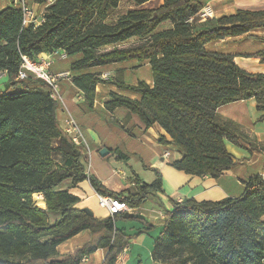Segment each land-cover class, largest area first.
<instances>
[{
  "label": "trees",
  "instance_id": "trees-1",
  "mask_svg": "<svg viewBox=\"0 0 264 264\" xmlns=\"http://www.w3.org/2000/svg\"><path fill=\"white\" fill-rule=\"evenodd\" d=\"M121 1L34 0L45 5L44 19L36 27L23 25L20 7L0 8V70L8 72L0 89V264H81L98 249L106 251L102 264L116 263L136 236L118 228L116 221L142 219L129 212L105 219L89 215L75 207L78 196L61 188L66 180L74 187L88 179L98 194L123 200L131 209L163 192L157 169L152 182L134 174L130 188L120 192L86 174L83 149L60 126L59 103L51 97L49 84L31 73L16 79L22 55L36 59L61 50L71 58V71L128 61L149 63L152 84H128L119 70L108 81L98 72L85 71L73 75L72 84L91 106L101 83L137 93L139 98L113 92L106 108L124 107L146 128L162 127L181 154L172 166L189 175L218 178L236 166L224 140L233 132L217 116L221 106L254 98L264 117V73L251 74L232 54L206 49L208 43L243 34L261 39L253 31L264 30V10L238 9L200 29L195 22L206 0H163L157 8L143 7L149 0H132L135 7L108 22ZM166 23L171 27L158 29ZM133 38L143 42L121 47ZM257 54L264 62V50ZM163 222L151 251L154 262L264 264L260 175L250 177L237 197L175 201ZM84 230L93 233L92 240L60 257L59 245ZM185 250L189 254L179 259Z\"/></svg>",
  "mask_w": 264,
  "mask_h": 264
},
{
  "label": "crops",
  "instance_id": "crops-1",
  "mask_svg": "<svg viewBox=\"0 0 264 264\" xmlns=\"http://www.w3.org/2000/svg\"><path fill=\"white\" fill-rule=\"evenodd\" d=\"M247 2L248 4L246 5V3H241V0H206V3L213 4L216 15L211 18L210 21L197 20L195 25L200 29L206 28L210 26L212 21H214V19L217 17L233 14L238 9H248L253 11L264 10V0H247ZM12 5V2L9 1V5L7 6ZM232 5H234V8L230 10ZM30 6L35 10L36 13L39 14L44 9L43 5L36 2L32 3ZM3 7L5 6H0V8ZM253 33L262 36L261 39H257L260 42V45L253 52L236 50V46L233 44L236 41V38L241 39L242 36H248L247 34L236 37H228L208 43L206 45V49L213 52L232 54L238 66L249 73H264V62L261 61V58L257 54L259 51L264 50V30H256L253 31ZM232 48L235 50H228ZM250 55L255 57L256 61L258 62V67L261 68V72L253 68L241 66L239 60H249ZM115 64L94 67L82 71H71L69 67L67 69V66L65 68L52 67L51 72L57 73L68 70L73 76L85 71L100 72L99 68H102V77V75L106 72L110 74L112 70V67L110 66ZM108 68H110V70ZM115 68L123 73V69H121V67L118 66L114 67V69ZM104 70H106V72ZM122 76L125 78L124 73ZM63 81V95L69 98L68 91H64ZM144 81L152 84L150 80ZM71 85L73 86L72 83ZM100 85L101 84H99L96 88V98L91 108L92 110L93 107H97V98ZM72 88L77 91V94L79 93L77 88L74 86ZM111 90L114 93L126 95L122 93L120 89L117 91L116 89L111 88ZM77 94L76 98L78 99ZM126 96L136 98L134 94ZM79 100L84 101L85 99L82 98ZM120 108L124 109V107H118L111 111V113H73L78 122L81 124V127L84 130L83 132H86L92 141H99L101 147L105 145L104 147L111 150V152L116 150L118 146L121 145V143L118 144L115 142V136H112L110 140V138H107L100 133L102 129H109L108 123L105 121V116L111 115L117 118L120 122L129 127L127 128L128 131L130 128L132 129L129 131L131 137H117L118 139L122 140L123 144H125L122 146L123 152H121V156H118L117 158L124 157L128 159L127 165L132 167L131 174H129L126 169L124 170V168L121 166V163V165L118 167L114 166L115 168L106 165L99 159L97 155H92V151L90 154H88V158L86 159L88 168L85 160H83V163L86 166V174L96 176L103 183V185H105L111 191H125L130 188L134 174L138 175L146 182V179L138 170V168H133V164L130 163L131 157L133 156L135 161H139L138 163L136 162L134 166L138 164L143 171H152L154 173L153 179L156 177L155 171L153 169H157L163 177V192L151 194L141 207L128 211L129 213H132L136 217L142 219L144 225L137 224L139 227V233L136 235L140 236L129 241L127 246V258L123 263L120 264H137V262H141V260L138 261V258L141 257L143 250L145 251L147 248L150 250L153 249V243L157 237L156 235H159L163 228L165 211L171 209L173 202L178 201L179 199L184 200L190 198L195 199L196 201H218L228 197H237L243 193L245 183L250 177L254 175H260L264 180V117H262L263 113L257 109V102L254 98L229 103L227 105L221 106L217 111V116L220 122L226 123L233 132L230 138L226 137L224 140L227 149L233 155L236 162V166L233 169L224 171L218 178H213L209 175H189L172 167V162L181 158V154L180 157L176 159L174 158L172 161L169 160L173 154L170 152V150H168L167 147H172L175 150H177V148L173 144L169 143L171 138L168 133L158 124H154L153 126L146 128L141 119H136V114L128 113L127 109H125L127 110V113H116V111ZM64 117L65 113L59 110L58 118L61 127L63 126ZM162 137H165L168 142L161 140ZM161 145L164 146V149L161 153H159L155 149ZM166 150L170 152V156L168 157L169 159L163 158V153ZM111 152L109 151V153ZM146 177H150V175ZM65 189H68L71 193L79 197V202L75 206L76 208L89 209L92 211L93 216L97 219H105L110 216L108 209L100 205L98 198L99 194L94 190L88 179L79 182L74 187H68ZM160 217H163L162 220ZM116 226L120 229H124L127 233V228L124 223L116 222ZM84 231L59 245L58 252L60 257H64L70 253L76 252L84 244L92 240L93 233L90 230H86V232H89L87 233L89 235L86 238L87 240L81 246H79L80 244L70 245L71 240L81 235ZM130 233H135V231H131ZM105 254L106 251L104 249H98L95 253L87 256L86 260H83L81 264H102ZM154 264L159 263L154 262Z\"/></svg>",
  "mask_w": 264,
  "mask_h": 264
},
{
  "label": "rangeland",
  "instance_id": "rangeland-1",
  "mask_svg": "<svg viewBox=\"0 0 264 264\" xmlns=\"http://www.w3.org/2000/svg\"><path fill=\"white\" fill-rule=\"evenodd\" d=\"M9 1H11L12 4H13V0H1L0 6L9 5ZM26 3L30 6L32 3H34V0H26ZM162 3H163V0H149L143 5V7H145V8H157ZM241 3H244V4L246 3V5L248 4L247 0H241ZM205 4H208V5H210L212 7V9L214 11V16H215L216 12H215V8H214L213 4H211V3H205ZM42 5H43V7L45 9V5L44 4H42ZM12 6H14V5H12ZM17 7H19V5ZM132 7H135V4L133 3L132 0H122L119 3V6L117 8H115V9H113L110 12V15H109V18H108V22H110V23L115 22L117 20V18H119L129 8H132ZM233 8H234V5L231 6L230 10H232ZM34 12H35V10H34ZM36 14L39 15V13H36ZM170 27H171V24L170 23H166V24L161 25L158 29L162 30V29L170 28ZM259 37H262V36H259ZM257 39H260V38H254V37L249 36V35L248 36H242L241 39L236 38V41L233 44H235L236 50H243L244 52H253L260 45V42ZM142 42H143V39L133 38V39L129 40L128 42H126V44L121 45V47L122 46L123 47H125V46H135V45H138V44H140ZM228 50H235V49L232 48V49H228ZM249 57H250L249 60H239L241 66H244L246 68H253V69L261 72V68L258 67V62L256 61L255 57L252 56V55H250ZM70 59L71 58H67V59H65L63 61H57L56 63H54L52 65V67L53 68H65L67 66V69H68L69 63H70ZM118 66L121 67V69H123V73L125 74L124 80L126 81V83H128V84H136V83H138L139 80H150L151 83H152L153 76H152L151 66H150L149 63H139L137 61H128V62H125V63L124 62H120L118 64L110 66V67H112L111 68L112 70L110 72V74L112 76H113V74L117 75V73L120 71V70L118 71V69H116V68L114 69V67H118ZM52 67L50 69H52ZM99 69H100L99 70L100 72H98V73L101 74L102 73V71H101L102 68H99ZM108 69L110 70V68H108ZM104 71L106 72V70H104ZM123 73L120 72L119 74L123 75ZM110 74L108 72H106L103 75H106L107 78H104L103 75H102V78L104 80L108 81V78H109ZM251 74H253V73H251ZM5 81H1L0 82V89L4 88V84H5L4 82ZM63 83H64L63 84L64 91L66 90L69 93L68 94L69 98L67 96H64L65 97V103H66L67 107L69 108V110H70V112L72 114L73 113H111V111H109L106 108L107 102H109V98L112 99L111 95H112L113 91L111 90V88L116 89L117 91H119V89H120L121 92L126 94V95L134 94V96L136 98H139V95L137 93H135L133 91H130L128 89H123V88H118L117 89V87H115L110 82L101 83L99 94H98V98H97V107L96 108L93 107V110H92L91 109L92 106L89 105L87 99L84 100V101H81V100H79V98L78 99L76 98V94H77L76 92L77 91H75L72 88L73 86L71 85V83H72V74H71L70 78L69 79H65L63 81ZM61 108L62 107L59 105V110H61ZM125 109L126 108H124V109L120 108L119 110L116 111V113H127V110H125ZM73 116L75 117L74 114H73ZM135 117H136V119H140L138 115H135ZM75 119H76V117H75ZM105 121L108 123V128L109 129H105V130L102 129L100 131V133L103 136H106L107 138H110V140H111L112 136H115V140H116L115 142L118 143V144L121 143V145H119L116 150L112 151L107 156L103 157V156H101L99 154V151L102 148H106V147H104L105 145H103L101 147L100 144H99V141H92L88 137L86 132L85 133L83 132L85 137H86V139H87V142H88V144H89V146L91 148L92 155H97L101 161H103L106 165L111 166V167H114V166L118 167V166H120L122 164L121 166L124 168V170L126 169L129 172V174H131V172H132L131 168L132 167L127 165V163H128L127 160L128 159H126L124 157L117 158L118 156H121L120 154H121V152H123L122 151V149H123L122 146L125 145V144L122 143V140L118 139L117 137H122V136H125V137H128V138L131 137L130 134H129V131H130L131 128L128 131V129H127V128H129L128 126L124 125L117 118H115V117H113L111 115L105 116ZM77 122H78V120H77ZM79 125L81 127L80 123H79ZM81 129H82V131H84L82 127H81ZM113 134H115V135H113ZM103 136H101V137H103ZM107 142H109V141H107ZM167 148L173 154L170 159L168 158L170 161H172L174 158L176 159V158L180 157V153L177 150L173 149L172 147H167ZM163 149H164V146L161 145L160 147L156 148L155 150L157 152L161 153ZM55 157L57 159H59V156L55 155ZM87 158H88V154L86 153V154H84L83 160H85V163H86L87 168H88V163L86 162ZM136 162L137 161H135V158L132 156L130 163L133 164V168L134 167L138 168V170L142 173V175L146 179V182H148V183L152 182L155 179V178L153 179L154 173L152 171L151 172L143 171L139 167L140 165H138V164L134 166V164ZM148 175H150V177H146ZM68 187H69V180H66V181H64L61 184V188L62 189L68 188ZM38 199L41 200L42 196L40 195ZM162 218L163 217H160L161 220H162ZM116 222L124 223L126 225L127 233L129 235H135V234L139 233V227H138L137 224L144 225L142 221H140L138 219H135V218H133V219L119 218ZM131 231H135V233H130ZM87 233H89V232L88 231L86 232V230H85L81 235H79L76 238H74L73 240H71V244L70 245L80 244L79 246H81L87 240L86 238L89 235ZM139 236L140 235H138V236L136 235L135 239L138 238ZM156 236H158V234ZM131 240H133V238ZM152 241H153V239H152ZM151 251L152 250H150L148 248L145 249V251L143 250V252L141 254V257L138 258V261L141 260V262L139 261V262H137V264H154V262L152 261V258H151ZM188 254H189L188 251L185 250V251L182 252L181 256L179 255L178 258L179 259L180 258H184ZM176 259L177 258H171L170 261L173 262ZM185 264H195V263L192 260H189Z\"/></svg>",
  "mask_w": 264,
  "mask_h": 264
},
{
  "label": "built area",
  "instance_id": "built-area-1",
  "mask_svg": "<svg viewBox=\"0 0 264 264\" xmlns=\"http://www.w3.org/2000/svg\"><path fill=\"white\" fill-rule=\"evenodd\" d=\"M52 2L53 0H49ZM13 5L18 6L21 8L23 12V25L29 26L34 25L35 27L38 26L44 19V11L37 15L36 12L26 3V0H13ZM214 17V11L212 7L208 4H205L199 11L197 18L201 21H207L208 19ZM194 17L190 20L193 21ZM22 61L20 65V70L16 76V79H26L29 74H33L36 78H41L45 80L50 88H51V97L59 103V105L62 107L61 111L65 113V117L63 119V126L62 129L67 136L70 137V139L78 146L82 147L84 154H90L91 148L87 142V139L73 116V114L70 112L69 108L67 107L65 103V97L62 92V81L64 79H69L71 76L70 71H60L57 73L51 72V67L54 63L57 61H62L68 58V55L66 52L61 50H55L51 53H42L39 55L38 58L32 59L28 57L27 55L21 56ZM8 75L7 70H0V82L3 81ZM104 78H107L106 75H103ZM77 97L79 99L84 98L82 93H78ZM170 156L169 151H165L163 153V158H168ZM99 203L102 207H106L108 209V212L110 216H113L117 213H123L131 211V208L129 207L128 203L115 199L110 196L100 195L98 196ZM182 200H178L177 202H181ZM128 249L127 247L117 256L116 263L120 264L123 263L127 258ZM86 260V257L83 259ZM161 264V263H159Z\"/></svg>",
  "mask_w": 264,
  "mask_h": 264
},
{
  "label": "water",
  "instance_id": "water-1",
  "mask_svg": "<svg viewBox=\"0 0 264 264\" xmlns=\"http://www.w3.org/2000/svg\"><path fill=\"white\" fill-rule=\"evenodd\" d=\"M156 15V14H155ZM253 78H257L256 75L253 77ZM100 155L105 157L108 153H109V149L107 148H102L100 151H99ZM89 215H93L92 211H90L89 209H84Z\"/></svg>",
  "mask_w": 264,
  "mask_h": 264
}]
</instances>
